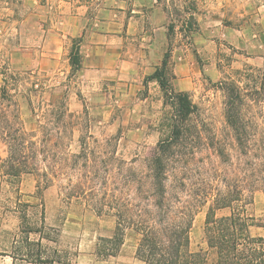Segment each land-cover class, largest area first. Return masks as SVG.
<instances>
[{"label":"trees","instance_id":"trees-1","mask_svg":"<svg viewBox=\"0 0 264 264\" xmlns=\"http://www.w3.org/2000/svg\"><path fill=\"white\" fill-rule=\"evenodd\" d=\"M166 57L151 80L158 82L170 109L150 155L123 159L118 138L98 139L90 126L82 128L79 153H72L76 126L69 130L60 123L76 115L67 114L64 106L54 109L56 104L48 100L51 110L43 120L58 125L28 133L14 115L18 129L8 123L3 127L11 142L1 173L16 179L35 174L39 190L56 186L68 202H84L99 217L115 218L114 235L103 240L100 250L103 260L115 255L131 230L139 237L136 255L143 264H208L210 255L213 264H264V235L255 233L264 230V220L248 213L255 195L264 194V109L259 99L264 87L244 88L234 77L221 81L217 87L224 96V113L218 132L202 119L187 92L172 89ZM76 61L73 57V65ZM262 75L264 85V69ZM6 115L0 118L8 121ZM206 207L207 249L193 251V221ZM225 209L229 214L217 217ZM13 258L27 264H63L41 254Z\"/></svg>","mask_w":264,"mask_h":264},{"label":"rangeland","instance_id":"rangeland-1","mask_svg":"<svg viewBox=\"0 0 264 264\" xmlns=\"http://www.w3.org/2000/svg\"><path fill=\"white\" fill-rule=\"evenodd\" d=\"M57 10L56 0H0V114L6 112L9 119L0 118V251L6 250L16 258L28 253L34 257L41 254L46 259H60L63 264H143L136 255L139 237L131 230L126 232L123 244L115 255L103 260L100 250L105 246L103 240L111 239L114 235L115 218L99 217L84 202H68L56 186L39 190L35 174L16 179L1 173L5 170L4 161L9 155L11 142L3 127L8 123L13 130L18 129L14 115L22 119L20 125L28 133L41 126L53 128L58 125L43 120V115L51 110L47 106L48 100L56 104L54 109L64 106L67 114L76 115V118L69 120L67 117L64 123H60L69 126V130L71 125L76 126L72 153H79V139L81 135L85 136L82 128L86 126L92 128V135L98 139L117 137L123 159L150 155L161 139L163 119L170 108L165 105V94L159 85L145 83L137 96L116 102L112 113L103 119L94 107L95 101L85 97L86 93L82 92L77 81L71 82L68 77L65 85L55 91L50 86L55 83V78L32 66V51L23 50L31 48L36 39L32 15L39 12L46 14L48 11L55 14ZM189 26L195 30L194 70L183 69L184 73L179 78L176 75L179 70L169 48L166 76L175 92H179L180 88L188 89L186 92L199 107L202 119L218 131L223 126L224 113V96L217 87L221 81L234 77L244 88L249 84L264 87V35L257 38L263 44L261 47L250 44L253 39L247 40L240 35V29L234 34L230 31L225 38L212 35L214 42L202 44L197 22ZM184 41L191 43L186 35ZM78 54L75 40L71 63L73 57H77L78 65ZM61 65L64 66L63 61ZM62 79L64 81L65 78ZM175 79L181 80L177 87L173 81ZM259 99L264 109V89H261ZM39 120L43 121L39 123ZM32 140L35 139L29 138V142ZM91 145L94 146L92 142ZM207 210V207L204 208L194 218L190 232L193 251L207 249L204 243ZM248 213L264 220L262 192L255 195ZM228 214L229 210H221L217 212V217ZM30 229L33 232L27 234ZM255 233L264 235V230L256 229ZM29 241L32 242L31 246L27 244ZM27 247H30L28 251ZM7 261L9 263V259ZM14 264L27 263L16 260ZM208 264H213V255L209 256Z\"/></svg>","mask_w":264,"mask_h":264},{"label":"crops","instance_id":"crops-1","mask_svg":"<svg viewBox=\"0 0 264 264\" xmlns=\"http://www.w3.org/2000/svg\"><path fill=\"white\" fill-rule=\"evenodd\" d=\"M56 2L55 14L48 11L32 15L36 39L31 48L23 50L32 51L33 67L55 78L50 85L55 91L68 77L71 82L77 81L85 97L95 101L94 107L103 119L112 113L116 102L137 96L145 83L159 85L151 77L163 65L169 48L179 78L183 69L194 70L195 30L189 26L194 21L201 30L202 44L214 42L212 35L225 38L230 31L234 34L240 29V35L253 39L250 44L263 45L257 38L264 35V0ZM185 35L191 43L184 41ZM75 40L79 52L76 69L71 63ZM173 81L177 87L181 80ZM186 91L180 88L179 92ZM14 263L11 253L0 251V264Z\"/></svg>","mask_w":264,"mask_h":264}]
</instances>
